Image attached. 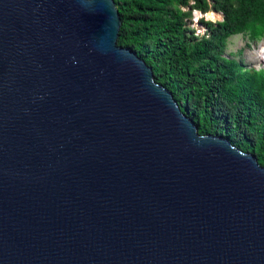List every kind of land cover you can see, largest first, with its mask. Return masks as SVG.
I'll use <instances>...</instances> for the list:
<instances>
[{
    "label": "water",
    "instance_id": "95a60500",
    "mask_svg": "<svg viewBox=\"0 0 264 264\" xmlns=\"http://www.w3.org/2000/svg\"><path fill=\"white\" fill-rule=\"evenodd\" d=\"M120 25L113 0H0V264H264V167Z\"/></svg>",
    "mask_w": 264,
    "mask_h": 264
},
{
    "label": "trees",
    "instance_id": "16d2710c",
    "mask_svg": "<svg viewBox=\"0 0 264 264\" xmlns=\"http://www.w3.org/2000/svg\"><path fill=\"white\" fill-rule=\"evenodd\" d=\"M113 1L121 20L117 45L152 69L200 135L224 138L264 167V69L225 54L234 36L264 38V0ZM194 10L221 12L223 20L200 19L206 31L196 35L188 25Z\"/></svg>",
    "mask_w": 264,
    "mask_h": 264
},
{
    "label": "rangeland",
    "instance_id": "374dc122",
    "mask_svg": "<svg viewBox=\"0 0 264 264\" xmlns=\"http://www.w3.org/2000/svg\"><path fill=\"white\" fill-rule=\"evenodd\" d=\"M212 11V10H211ZM209 11V12H211ZM198 20L197 22H195V19H196V13L194 12L193 13V19H192V22L191 24L188 22V25H190L191 28H193L196 32V35H199V36H202V34L204 33V27L199 23V19L202 18L204 20H207V21H211V22H216V21H219V19H216V20H209L208 17L206 16H202V15H199L198 17ZM230 40V43H228V46H227V50H226V55H229L230 53L232 52H237L239 50H241V55H238V58L240 59L241 57H246L247 56V43H248V40L245 36H242V35H237V36H234L232 38L229 39ZM264 40V39H263ZM262 40V44H263V41ZM261 43V42H260ZM258 49V48H257ZM250 54L248 53V57H246V61H248ZM252 64L253 66H257V64H254V63H250Z\"/></svg>",
    "mask_w": 264,
    "mask_h": 264
},
{
    "label": "clouds",
    "instance_id": "9594fccd",
    "mask_svg": "<svg viewBox=\"0 0 264 264\" xmlns=\"http://www.w3.org/2000/svg\"><path fill=\"white\" fill-rule=\"evenodd\" d=\"M190 3H194V0H190ZM196 13V15H202V16H207V15H209V13L207 12V13H201V12H199L198 10H194L193 11V13ZM216 12H218V11H216ZM221 12H219V14H220ZM222 14V13H221ZM193 19V18H192ZM200 19H202V18H200ZM199 19V20H200ZM198 20V19H197ZM197 20L195 21V22H197ZM223 20V14H222V17L220 16V19H219V21H222ZM216 22H218V21H216ZM205 31H206V28H204V33H205ZM203 33V34H204ZM202 34V35H203ZM247 38V40H248V43H247V56L246 57H248V53L250 52V51H253L255 48L257 49L258 47H259V44H260V42H262V40L264 39V38H262V40H260V41H249V39H248V37H246ZM239 52V53H238ZM232 53H237L238 55H241V50H239V51H237V52H232ZM246 57H241L240 59H242L243 60V62H244V64L245 65H247V67L249 68V69H254V70H259V69H264V61H263V59H264V48H262V49H260V58H256V59H254V58H247V59H249L248 61H246ZM263 61V62H262ZM250 63H254V64H257V66H253L252 64H250Z\"/></svg>",
    "mask_w": 264,
    "mask_h": 264
},
{
    "label": "bare ground",
    "instance_id": "6f19581e",
    "mask_svg": "<svg viewBox=\"0 0 264 264\" xmlns=\"http://www.w3.org/2000/svg\"><path fill=\"white\" fill-rule=\"evenodd\" d=\"M208 13H209V15H207V17L209 20L213 21V20L219 19V17H220L219 14H214L212 12H208ZM197 17H198V15H196L195 21L198 19ZM262 48H264V42H263V44H262V42L259 44L258 49L255 48L253 51L249 52V54H250L249 58H254V59L260 58V49H262ZM263 61H264V59H263Z\"/></svg>",
    "mask_w": 264,
    "mask_h": 264
}]
</instances>
